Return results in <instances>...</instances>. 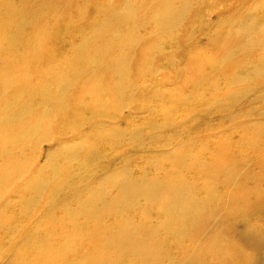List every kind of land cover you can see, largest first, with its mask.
Returning a JSON list of instances; mask_svg holds the SVG:
<instances>
[{
	"label": "rangeland",
	"instance_id": "rangeland-1",
	"mask_svg": "<svg viewBox=\"0 0 264 264\" xmlns=\"http://www.w3.org/2000/svg\"><path fill=\"white\" fill-rule=\"evenodd\" d=\"M22 1L29 4L32 0ZM108 1L113 3L112 5L116 7L118 3L125 4L124 2L126 0ZM100 2L101 0H85L84 2H81L80 7L82 9L86 8L88 14H85L86 16L82 22L81 15L77 13L75 18L72 19V26H80L82 28L81 33H85L88 32V23L104 19L109 12L105 10V4ZM20 3L21 0H0V56H2L0 57V71L4 65H6V67L7 65L10 67H12V65L15 66L8 61L7 57L10 54L9 51L13 50L7 48V46H9L11 41L18 39V36L14 31L8 33L9 27L6 21L12 17V10H21ZM166 3L169 4V6H178L182 3H186V5L189 6V11L182 22L170 30L163 28L161 31L156 19L154 20L153 18H150L152 19V22H148L145 26L135 28L134 31L136 32V35H133L130 47H133L134 54H136L137 58L133 59V63L127 68L126 71L128 76L125 72L113 75V71L118 70L117 67L124 66L122 64L112 65V74L108 72L103 75L102 66L105 64H99V61L96 63L90 61L87 55L97 57L95 47L99 43L96 41V38L97 36H103V34H100L102 33L103 28H99L96 29L95 32L90 31L87 33L88 35H91V38L81 44L82 48L78 50L84 51L86 61L79 62L77 59L73 60L71 57H65L62 64L59 65L60 71H64L68 66L70 67L73 64H81L83 66L79 71V76L66 90L56 93L54 85L46 88L40 85L41 83H39L38 78H33V80L37 82L35 85H39L41 94L43 93L45 98H49V101L43 103H48L55 109L49 113H44L40 107L42 103L39 105L37 103L32 104L31 101L29 107L31 106L32 108V105L34 107L30 112H27L28 115H26L27 113L25 114L26 116H24L25 118L23 119V126L18 125V128H12L14 126L9 124L12 129L6 131V134L1 138L0 151L3 152L2 150L9 147L12 149L13 154L12 152L9 153L10 155L0 152V168L3 169L0 170L4 172L2 174L5 175L3 176L0 173L2 175V178L0 179V230L2 231L4 228L2 232L0 231V260H2L0 263L6 264L5 262L7 259V264H24L21 261L23 258L20 255L27 252L25 255L28 254V258L30 259H25V261L28 262V264H31V262L32 264H38L39 262H42L43 264L46 262V264H49L50 261V264H62L63 261L66 262V259L67 261L68 259L71 260L70 262H72V264L75 263L74 261H79L76 263L82 264L81 262L89 261L90 263H95V261L99 260V262H104L106 264H115L117 260H121L119 254L114 252L118 250H115V246L109 250L106 246L108 244L106 243H112L114 237L115 239L119 238V233L121 231V235L125 234L124 237L126 236V239H123L121 242V245H124L125 243L123 250L127 248L125 246H128V248H135L134 250H128L123 254L128 261H126L127 264L130 262V264H142V261H144L143 264H254L251 260V250L246 243L236 238L238 236L232 232L230 227L234 224H242L248 228L251 227L257 233H264V213H261L258 217L250 214L243 215V210L245 204L248 202L249 196L254 192L256 198H259L257 188H252L249 185L247 176V170H249L248 162L251 164L250 155L259 154V151L257 148L255 150L249 148L247 141L251 136L250 133L247 134V141H245V138H237L239 133L245 135L249 132V127H247L248 124L236 125L231 119L226 118L225 116L226 113H230L228 106L229 99L227 96L229 95L231 88V75L228 74L227 71L232 68V72H236L237 68L249 64L250 61L264 57V0H136V16H138V14L144 15L149 11L148 8L151 9L150 14L158 9H160L161 12H168L170 8H164ZM11 5L12 8L10 10L9 7H11ZM71 8L72 7L70 6V9ZM52 9L56 10H51L49 13L58 17V15L60 16L63 14L65 7L62 9ZM39 18L41 19L38 23L45 20L43 16ZM241 21H247L248 24L240 26ZM256 21L259 22L260 26L253 28L255 31L250 38H254L255 41L247 43V50H245L247 54L245 56H226L223 54V49H219L217 53L210 52V49L215 44L214 41H216V38L222 39V41L218 40L219 42H216L218 46L227 44L231 39H235V44H239V42L241 43L242 40H240L239 37L245 33L250 24H253ZM56 23L57 21L54 20L52 25L43 32L41 38H50L53 33H56ZM38 29L39 27L28 28L26 34H32ZM39 32H41L40 29ZM72 38L73 40L79 41L80 35L76 34ZM30 41L35 40L32 38ZM243 44L244 43L240 45ZM48 46L49 44L47 41L43 44V50L47 49ZM55 46H58V44H55ZM4 47H6L7 50L6 48L3 50ZM33 53L37 52L33 51ZM20 54L21 53H19V55ZM111 55H114V52L108 55L102 54L99 56L101 58H97L98 60H101ZM61 56H63V54ZM47 60H51L49 56H47L44 61ZM55 61L57 64L61 63L58 59ZM202 61L210 62V67H205L201 63ZM236 62L240 65H237ZM148 65H152L153 69L147 70L146 67ZM55 66V64L47 66L43 69V72L50 70L49 74H47L49 76L54 71ZM106 66L109 67V65ZM39 69V64H33V62H30L27 67L28 71L33 72ZM6 76H12L11 69L6 71ZM260 77H264V74L261 72L256 78ZM100 80L107 82V84L111 82L116 85L118 90L119 88L121 89L120 92L122 94L126 95V98L122 96V99L118 100V102L121 101V104L118 107H115L117 99L107 95L111 93L109 90L112 91L113 88L100 90ZM62 81L64 80H54L51 83L59 84ZM235 87L240 89L241 85H235ZM13 90L15 91V89ZM3 94L4 93L0 92V109L3 107V101L5 100V95ZM19 99H21L22 102L19 101ZM24 101L25 99L23 98L14 99V106L13 104L7 105L5 111H17L16 113L18 114H24L21 112L24 109L22 107ZM214 102H217V105L224 107L215 108L209 115H205V109ZM62 105L64 110H61ZM241 105L243 107L245 104L243 103ZM224 108L225 111H223ZM243 108L244 110H247V107ZM3 116L4 114L0 116V123L1 120L5 119ZM109 116H115L116 122H109ZM30 122L32 123L30 124ZM40 122H42V125ZM105 122L106 125H104ZM121 122L123 124H121L120 128L118 125H120ZM260 122L264 123V118L261 119ZM95 124L97 127L93 126ZM99 124L100 127L98 126ZM136 128L139 129L136 133H141V138L144 139L141 143L142 145L135 146L134 142L129 139L131 138V134H125L126 130H131L130 132H133L132 130ZM91 129L97 130L92 131ZM100 129H107L106 131L108 135H111L109 134L110 132L116 131L114 132L115 134L113 133L111 136H108V138H112L113 142L108 140L103 133H100ZM16 131L18 132L16 133ZM42 132L44 135L45 132H47L45 136L48 139L43 136ZM116 133L117 135L120 134V136H117ZM16 134L19 135L17 136ZM82 134L84 136H82ZM121 134L125 135L122 137ZM113 135L115 136V139ZM49 138H52V141ZM46 141L49 144L45 143ZM64 146L67 147L65 148V151ZM46 149L47 152L49 151L51 153L48 152V154ZM71 149H73V151ZM160 150L163 152H159ZM8 151L9 150H5V152ZM66 151H71L73 154L71 155L69 154L70 152L67 153ZM175 151L176 153L172 155ZM247 154L248 156L246 159L245 156ZM69 155L72 156V159ZM178 163L180 164L179 166ZM68 166L71 171L67 170ZM177 166L179 169H176L177 174H173V179L177 178V180H179L178 186L180 189L179 191L176 190V192H173L174 189L172 187L165 188L166 184L163 181H167V175H172V169L177 168ZM108 167L109 169H107ZM131 168L132 170L129 171ZM7 169L10 170L7 171ZM119 170H122L123 172H120ZM102 171L105 173H102ZM125 171H128L129 173L127 174ZM112 172H114L115 175L112 174ZM122 174L125 176H122ZM194 174L197 175L194 176ZM129 175L133 178L131 177L132 179H130ZM6 176L9 177L4 179ZM110 176L111 178L113 176L114 178L116 176L118 178H113V181H110ZM147 176L149 177L148 179ZM26 178H29V180ZM108 178L109 180H107ZM159 178H162L161 181ZM67 179L69 180L68 182ZM80 179H82L80 181L82 185H80ZM116 180L119 182L124 181L122 184H125V181L127 180V185H132L128 188L129 195L121 193L122 190L120 189L122 184L120 186L114 185L118 182ZM188 180L191 181L189 182ZM138 181L141 185L135 183H138ZM156 181L163 182L165 185L161 187H157L156 185H154L155 187L152 186ZM45 182L48 186L44 184ZM106 182H108V184ZM93 183L94 185L96 184L97 187H94ZM256 183L261 187L262 178L257 177ZM37 184H39V186H37ZM78 184L79 186H77ZM105 184H107V186L109 185V188ZM103 185L106 186V188H104ZM30 186H37V188L41 186L37 190L41 189L44 192H37V190L32 187V190H29ZM73 186L75 190L72 189ZM133 187L136 192L138 191V194L136 192L132 193L131 189L134 190ZM152 188L153 190H151ZM154 188H156L158 192L155 191ZM93 189L98 193L99 191L104 190V198L106 201H109V203L112 201V204H110V206L108 202L102 203H104V205L106 203L105 206L108 204L109 206L107 207H109V209L100 204L99 195H96L98 193L92 191ZM60 190L62 193H64V191L67 192L61 194ZM85 190H90L91 192L88 193L89 191H87V195ZM107 190L108 193L111 191L109 197H105L108 195ZM187 190L189 191L187 192ZM195 190L199 191H196L194 194L193 191ZM92 192L95 194H91ZM54 193H57V195ZM148 193L150 194L149 196ZM74 194H77V199L76 196L74 197ZM156 194L157 198L155 199V196L153 195ZM162 194L163 196H161ZM68 195L71 196L70 198L72 200ZM128 196H130V198L127 199ZM165 196L168 197V201L167 199L164 200L167 198ZM174 196H182L187 199L178 202ZM87 197H89V199ZM97 198H99V202L97 201V203L94 204ZM64 199L68 200L64 202ZM82 199L84 200L82 201ZM89 200H92L91 202L93 205H91V202L89 204ZM169 200H171L173 204L172 202L169 203ZM163 201H166L165 204L162 203ZM202 202L204 203L202 204ZM78 204L80 205L78 206ZM83 204H86L87 206ZM161 204H164L165 206L163 207ZM89 205L90 208L88 207ZM96 205L97 207L93 208V206ZM116 205L118 206L116 207ZM132 206L135 208L134 211H131L133 209ZM161 206L163 207L162 210L164 209L162 212L161 209H159ZM111 207H115L116 210L115 208L113 210ZM65 208H67L68 211ZM78 208H80V211H77ZM84 208H87L88 210H84ZM92 209H94V211H92L93 213L89 211ZM153 209L156 211L159 210V212H156ZM175 210L176 212H174ZM113 211L115 213L119 211L120 214L122 213V216L118 214L119 212L116 213V215H118L116 216ZM111 213H113V215ZM157 213L162 215V221L159 217L160 214ZM106 214L107 216L104 218L103 215ZM233 214L237 215L236 219L233 218ZM97 215H100V218H98ZM140 215L143 216L142 219L144 221L142 219L140 221ZM245 217L246 219H244ZM129 218H131V220ZM214 218L217 220L216 225H211L209 222ZM117 219L122 222L124 221V223L118 222ZM126 219L128 221H126ZM132 220L136 221L132 222ZM148 220L150 221V224ZM130 222L135 223L136 225L134 224L133 226ZM11 223L14 224L12 225ZM109 223H111L112 226ZM10 224L12 225V228ZM70 225L72 228H70ZM113 225H115L114 228H111ZM140 225H143L142 228ZM46 226H48L47 228L50 227L51 229H57V233H64V231H66V234L64 233L66 237L64 238L70 240V242H66V239L62 240L63 238L59 236V233L57 236L50 235L52 239L51 243L53 244L49 243V241L46 244H50V246L52 245V249L53 246L56 247L57 250H59L57 247L59 246L60 250L58 253L56 252L53 254L52 251L55 249H50V246L48 245L46 248H49V253H52L53 256L57 254V256H55L57 260L50 259L46 253H44L46 254L45 256L35 255L37 250L36 246L41 244L40 242L38 244L37 240L34 241V238L36 237L35 230H39L40 227L46 229ZM9 227L11 230H9ZM88 227L90 229H87ZM139 228L141 233H139L140 231L138 232ZM160 230L163 234L158 232ZM136 231L139 233V236ZM98 232L101 234L98 235ZM158 233L160 235H158ZM134 235L137 237L135 238ZM29 236L35 237L30 239ZM159 237L161 238L158 239ZM55 238H57L56 241H54ZM107 238L108 240L110 239V242L106 240L107 242L104 243V239ZM130 238H135L137 240L134 241V239L132 242L128 240ZM29 239V245H26L25 242ZM111 239L113 240L111 241ZM57 241L59 244H57ZM62 241L64 245L62 244ZM54 242L56 245H54ZM96 243L98 245H96ZM81 245H83V247ZM99 245L103 248L106 246L108 251L112 252H110L111 255H108V251L105 250L106 248L104 249L105 252L103 248H99ZM40 246H45V243L42 242V245ZM74 246H78L79 248L82 247L80 249L82 252H79L78 247H75V250H73ZM62 247H64V249ZM89 247H91V249ZM46 248L44 247L43 249ZM61 249L65 251H62ZM66 250L69 253H67ZM84 250L86 254L84 253ZM44 252L46 251L44 250ZM62 252L63 254H61ZM74 252H77L78 254L76 255ZM71 253H74L72 254L73 256ZM144 253H146L147 256H144ZM9 254L11 257H9ZM126 254H128V256ZM46 256L49 257V261ZM86 259L88 261H84ZM33 260L35 261L33 262ZM137 260L139 262H137ZM187 260L188 262L186 263L185 261Z\"/></svg>",
	"mask_w": 264,
	"mask_h": 264
},
{
	"label": "bare ground",
	"instance_id": "bare-ground-1",
	"mask_svg": "<svg viewBox=\"0 0 264 264\" xmlns=\"http://www.w3.org/2000/svg\"><path fill=\"white\" fill-rule=\"evenodd\" d=\"M31 1V0H30ZM70 1V0H69ZM69 1L68 0H32L31 1V3H29V4H27L26 2H23L22 0H21V10H12V17L8 20V21H6V23L8 24V33L10 32V31H14V33H17V36H18V39H15V40H13V41H11L10 43H9V46H7V48H10V49H12L13 51H9V55H8V61H9V63H12V64H14L15 66H13L12 65V67H10V66H8L7 65V67H6V65H4L3 67H2V70L0 71V92L1 93H4L3 95H5V100L3 101V107L0 109V116L2 115V114H4V116H3V118H5V119H3V120H1V123H0V145H1V138L3 137V135H5L6 134V131H9V130H11L12 128H15V127H17L18 128V125L19 126H23V123H24V116H26V115H28V113L27 112H30V110L34 107L33 105H32V108H31V106L29 107V103H31V101H32V104H40V103H42L41 104V108H42V110H43V112L44 113H49V112H51L52 110H54L55 108L52 106V105H50V104H48V103H43V102H46V101H49V98H45V96H43V93L41 94V90L39 89V85H35L37 82L35 81V80H33V78H38V81H39V83H41L40 85L41 86H43V87H50V86H55L54 87V89H56V93H59V92H61V91H64V90H66L75 80H76V78L79 76V71L83 68V66L81 65V64H73V65H71L70 67L68 66L64 71H60L59 70V65H61L62 64V62L64 61V58L65 57H71L73 60L74 59H77L79 62H84V61H86V58H85V53H84V51H78L79 49H81L82 47H81V44H83L84 42H86V40L87 39H89V38H91V35H88L87 33L88 32H90V31H94L95 32V30L96 29H99V28H103V30H102V33H100V34H103V36H97V38H96V41L99 43L98 45H96V55H97V57H99L100 55H102V54H106V55H108V54H111V53H113L114 52V55H111V56H109V57H107V58H103V59H101V60H98V58L97 57H95V56H93V55H87L88 57H89V59H90V61H92V62H94V63H96V62H98L99 61V64H105V65H103L102 66V74L103 75H105V74H107L108 72H110L111 74H112V71H111V67H112V65H115V64H122V65H124V66H120V67H117V69L118 70H114L113 71V75H118L119 73L120 74H122L123 72H125V74L127 75V68L128 67H130L131 66V64L133 63V59H135V58H137V56H136V54H134V51H133V47H130V45H131V41H132V37H133V35H136V32L134 31L135 30V28L136 27H140V26H145L146 24H148V22H152V19H150V18H153L154 20L156 19V21H157V23H158V25H159V28H160V30L162 31L163 30V28H165V29H168V30H170V29H172V28H174L176 25H178V24H180L181 22H182V20L184 19V17L186 16V14H187V12L189 11V6L188 5H186V3H182V4H180V5H178V6H169V4H165V6H164V8H170V10L168 11V12H161L160 11V9H158L157 11H155V12H153L152 14H150V11H151V9L150 8H148V10L149 11H147L144 15L143 14H138V16H136V0H126L124 3L125 4H123V3H118L117 5H119V6H117L116 5V7H114L112 4L113 3H111L110 1H108V0H101V2H102V4H105V10L106 11H108L109 13H108V15L104 18V19H99V20H96V21H93L92 23H88V27H87V29H88V32H85V33H81L82 32V28L79 26V27H73L72 26V19L73 18H75V15H77V13L78 14H80L81 15V21L84 19V17L88 14V10H86V8H81L80 7V4H81V2H84L85 0H71L70 1V3H69ZM100 1V0H99ZM100 2V3H101ZM97 3H98V1H97ZM96 3V4H97ZM99 4V3H98ZM70 6L72 7L71 9H70ZM95 6V5H94ZM9 7V6H8ZM65 7V9H64V12H63V14H61L60 16L58 15V17H56V16H53L52 14H50L49 12L51 11V10H56V9H52V8H60V9H62V8H64ZM11 8H12V5H11V7H9V9L11 10ZM163 11V10H162ZM1 12H2V10H1ZM4 13V12H3ZM86 14V15H85ZM0 15H1V13H0ZM6 16V15H5ZM4 16V17H5ZM8 16V15H7ZM41 16H43L44 18H45V20L43 21V22H40V23H38L39 21H40V19L41 18H39V17H41ZM142 16H143V18H142ZM2 17H3V15H2ZM245 17H246V15H245ZM58 18V19H57ZM3 19V18H2ZM146 19V20H145ZM54 20H56L57 21V23H56V25L55 26H57V28H56V30H57V32L56 33H53V35H51V37L50 38H41L42 37V35H43V32H45L46 31V29L50 26V25H52V22L54 21ZM4 21V20H3ZM83 22V21H82ZM1 23H2V21H1ZM4 23V22H3ZM81 23V22H80ZM246 24H248V22L247 21H241L240 22V26H245ZM85 25V24H84ZM91 26V27H90ZM256 26H260V24H259V22L258 21H256L255 23H253V24H250L249 25V28L245 31V33L241 36V37H239L240 38V40H242V42L240 43L239 42V44L237 43V44H235V39H231V40H229L228 42H227V44H225V45H223V46H218L217 44H216V42H219L218 40H220V41H222V39H220V38H216V41H214V45H213V47L210 49V52L211 53H213V52H218L219 51V49H223L224 50V52H223V54L224 55H229V56H236V57H243V56H245L247 53H246V51L245 50H247L246 48H247V43L248 42H250V41H252V42H254L255 41V39L254 38H250L251 37V35L252 34H254V31H255V29H253V28H256ZM32 27H39V29H40V31L41 32H39V29L36 31V32H34V33H32V34H29V35H27L26 34V32H27V29L28 28H32ZM90 27V28H89ZM13 28V29H12ZM96 33H98V32H96ZM76 34H78V35H80V40L79 41H77V40H73V36L74 35H76ZM54 36V37H53ZM2 37H3V35H2ZM1 37V38H2ZM55 37H56V39H55ZM92 37H93V35H92ZM32 38H34V40L35 41H30ZM79 38V37H78ZM4 39V38H3ZM48 41V44H49V46L47 47V49H44L43 50V44L45 43V42H47ZM21 43H24V44H21ZM242 43H244L243 45H240V44H242ZM55 44H58V46H55ZM4 45V44H3ZM20 45H22V46H20ZM64 45H66V46H64ZM116 47V48H115ZM5 48L6 47H4L3 48V50H5ZM7 48H6V50H7ZM115 50V51H114ZM33 51L34 52H37V53H33ZM19 53H21L20 55H19ZM78 53V54H77ZM1 54V53H0ZM3 54V53H2ZM63 54V56H61ZM49 56L50 57V59L51 60H47V61H44L45 60V58L47 57V56ZM0 57H2V56H0ZM99 58H101V57H99ZM56 59H58L61 63H59V64H57L56 63ZM240 59V58H239ZM238 59V60H239ZM35 60V61H34ZM37 61V62H36ZM30 62H33V64L34 63H36V64H39V66H40V69L39 70H35L34 72L33 71H28L27 70V67H28V65L30 64ZM239 62V61H238ZM238 62H236V64L237 65H240V64H238ZM205 67H210V65H211V63L210 62H206V61H202L201 62ZM52 64H55L56 66L54 67V71L48 76L47 74H49V71L50 70H48L47 72H43V69L45 68V67H47V66H51ZM106 65H109V67L108 66H106ZM237 65H236V67H237ZM9 69H11V75L12 76H6V71L7 70H9ZM146 69L147 70H152L153 69V66L152 65H148L147 67H146ZM232 68H230L228 71H227V73L228 74H230L231 75V77H230V81H231V88H230V93H229V95L227 96V98L229 99V103H228V106H229V110H230V113H226V118H229V119H231L232 121H233V123L234 124H236V125H241V124H248V126L247 127H249V132H247L245 135H243L242 133H239V136L237 137L238 139H243V138H245V141H247V139H248V137H247V134H251V136L249 137V140L247 141V144H248V146H249V148H251L252 150L254 149H256L257 148V150L259 151V154H253V155H250V161H251V164H249V162H248V168H249V170H247V176H248V181H249V185L252 187V188H257V190H258V193H259V198L257 199L256 198V195H255V193L253 192V194H251L250 196H249V199H248V202H247V204H245V208H244V210H243V215L245 216V214H250V215H252V216H259L261 213H264V181H263V178H264V123L263 122H260V120L261 119H263L264 118V77L263 78H256L257 76H258V74L261 72V73H263L264 74V57H261V58H259L258 60H252V61H250L249 62V64H247V65H243V66H241V67H239V68H237V71L236 72H232ZM128 76V75H127ZM254 78H256V79H254ZM54 80H64V81H62V82H60L59 84H52L51 82L52 81H54ZM90 82V81H89ZM92 82H94V81H92ZM246 82V83H245ZM77 83V82H76ZM244 83H245V86H244ZM235 85H241V88L239 89L238 87H235ZM33 88H36V89H33ZM111 88H113V90L111 91V90H109V92H111L110 94H107V95H109V96H111V97H113V98H116L117 99V101H116V104H115V107H118L120 104H121V101H119L118 102V100H121L122 99V96L123 97H125L126 98V95L125 94H122L121 92H120V88H119V90L116 88V85H114V84H112L111 82H109L108 84H107V82H105V81H103V80H100L99 81V89L100 90H104V89H111ZM13 89H15V91L13 90ZM124 92H126V91H124ZM18 98H23V99H25V101H24V104H23V110L21 111V112H23L24 114H18V113H16L17 111H10V112H7V111H5V108L7 107V105H12L13 104V106H14V99H18ZM19 101H21V99H19ZM22 102V101H21ZM20 102V103H21ZM64 102V101H63ZM245 104L243 107H247V110H244V108L242 107V105L241 104ZM64 104H66V103H64ZM28 107V108H27ZM222 107H224V106H222ZM221 106H219V105H217V102H214V103H212L207 109H205V112H204V114L205 115H209L210 114V112L212 111V110H214L215 108H222ZM17 108H19V107H17ZM9 109V108H8ZM61 110H64L63 109V105H62V107H61ZM223 111H225V108L223 109ZM32 112H33V110H32ZM77 112V111H76ZM27 113V114H26ZM15 114V115H14ZM26 114V115H25ZM29 115H30V113H29ZM45 115V114H44ZM29 117V116H28ZM46 118V117H45ZM108 118H110L108 121L109 122H111V123H113V122H116V117L115 116H109ZM43 119H44V117H43ZM106 120V119H105ZM94 121V120H93ZM103 121H104V119H103ZM124 121V120H123ZM101 122H102V120H101ZM26 123H27V121H26ZM32 122H30V124H31ZM42 122H40V124H41ZM97 123V122H96ZM9 124H12L14 127H12V128H10V126H9ZM121 124H123L122 122L120 123V125H118L120 128H121ZM11 125V126H12ZM42 125V124H41ZM40 125V126H41ZM104 125H106V122H105V124ZM103 125V126H104ZM108 125V124H107ZM110 125H112V124H110ZM93 126H96V124L95 125H93ZM99 127H100V124L98 125ZM115 126V125H114ZM88 127H90V126H88ZM87 127V128H88ZM97 127V126H96ZM98 127V128H99ZM110 127V126H109ZM123 127V126H122ZM45 128V127H44ZM90 129V128H89ZM104 129V128H103ZM137 129V128H136ZM134 129V130H132L133 132H130L131 130H126L125 132V134H128V135H130L131 134V138H129V139H131L133 142H134V144H135V146L136 145H140L143 141H144V139L143 138H141V133H136V131H139V129ZM38 130V129H37ZM92 130V129H91ZM97 130V129H96ZM96 130H92V131H96ZM99 130V129H98ZM101 130V129H100ZM107 130V129H106ZM106 130H101L100 131V133H103L104 134V136L108 139V140H110V141H112V138H108V136H111L114 132H116V131H113V132H110L109 134H111V135H108V133H107V131ZM122 130V129H121ZM14 131V130H13ZM47 131V130H46ZM88 131V130H87ZM18 131H16V133H17ZM19 132H20V127H19ZM84 132V131H83ZM82 132V133H83ZM120 132V131H119ZM141 132V131H140ZM14 133V132H13ZM46 133L47 132H45V135H46ZM89 133V132H88ZM118 133V132H117ZM117 133H116V135H117ZM121 133V132H120ZM39 134V133H38ZM42 134H43V132H42ZM115 134V133H114ZM123 134V133H122ZM121 134V136L123 137L124 135H122ZM17 135V134H16ZM19 135V134H18ZM17 135V136H18ZM44 134H43V136L44 137H46ZM86 135H88V134H86ZM85 135V136H86ZM127 135V136H128ZM16 136V137H17ZM31 136V135H30ZM82 136H84L83 134H82ZM114 136V135H113ZM117 136H120V134L119 135H117ZM116 136V137H117ZM232 136V135H231ZM47 138V137H46ZM119 138V137H118ZM125 138V137H124ZM257 138H258V142H257ZM13 139V138H12ZM30 139V138H29ZM45 139V138H44ZM48 139V138H47ZM50 140L52 139V138H49ZM114 139H115V136H114ZM123 139V138H122ZM13 140H15V139H13ZM17 140V139H16ZM20 140V139H19ZM69 140H71V139H69ZM121 140V139H120ZM21 141V140H20ZM41 141H42V139H41ZM47 141H49V140H47ZM45 142V143H48V142ZM52 141V140H51ZM43 142V141H42ZM50 142V141H49ZM66 142V141H65ZM113 142V141H112ZM118 142V141H117ZM140 142V143H139ZM51 143V142H50ZM119 143H120V141H119ZM118 143V144H119ZM49 144V143H48ZM52 144V143H51ZM116 144V143H115ZM256 144H257V146H256ZM120 145V144H119ZM142 145V144H141ZM46 146V145H45ZM57 147V146H56ZM55 147V148H56ZM183 147V146H182ZM65 148H67L66 146H64V151L66 150ZM232 148V147H231ZM42 149V148H41ZM47 149H48V147H47ZM47 149H46V152H47ZM5 150H9L8 152H5ZM5 150H2L4 153H6V154H9V153H11L12 152V149H10L9 147H7V149H5ZM14 150V149H13ZM56 150V149H55ZM68 150H69V148H68ZM72 151H73V149H71ZM75 150V149H74ZM256 150V151H257ZM53 151V150H52ZM1 152V151H0ZM3 152H1V153H3ZM49 152V151H48ZM47 152V153H48ZM56 152V151H55ZM67 152V151H66ZM68 152H70L69 154H73L71 151H68ZM67 152V153H68ZM159 152H163L162 150H160ZM0 153V154H1ZM19 153H21V152H19ZM41 153H42V151H41ZM44 153H45V151H44ZM49 153H51V152H49ZM48 153V154H49ZM53 153V152H52ZM176 153V151L175 152H173L172 153V155L173 154H175ZM12 154H13V152H12ZM23 154L25 155V153L23 152ZM27 154V153H26ZM47 154V155H48ZM178 154H181V153H178ZM178 154H176V155H178ZM10 155V154H9ZM22 155V154H21ZM42 155H43V153H42ZM45 155V154H44ZM77 155V154H76ZM70 156V155H69ZM175 156V155H174ZM247 156H248V154L245 156V158L247 159ZM71 157V159H72V156H70ZM69 157V158H70ZM68 158V159H69ZM73 158H74V156H73ZM13 159V158H12ZM15 159V158H14ZM71 159H70V161H71ZM74 160V159H73ZM1 161V160H0ZM85 161V160H84ZM83 161V162H84ZM87 161H88V159H87ZM72 162V161H71ZM71 162H70V164H71ZM90 162V161H89ZM68 163H69V161H68ZM88 163V162H87ZM10 164V163H9ZM83 164H85V163H83ZM82 164V165H83ZM58 165V164H57ZM69 165V164H68ZM180 164L178 163V166H179ZM60 166V165H59ZM58 166V167H59ZM118 166V165H117ZM128 166V165H127ZM126 166V167H127ZM177 166V168H173L172 169V175H167V177H168V179H167V181H163V182H165V184H166V189H167V187H172L174 190H173V192H176V190H178L179 191V189H180V187L178 186V181L179 180H177V178L176 179H173V174L175 175V174H177V171H176V169H179V167ZM17 167V166H16ZM84 167V166H83ZM115 167H116V165H115ZM129 167H130V165H129ZM9 168V167H8ZM61 168V167H60ZM66 168V167H65ZM81 168V167H80ZM113 168V167H112ZM111 168V169H112ZM133 168V167H132ZM132 168L131 169H129V171H131L132 170ZM0 169H2V168H0ZM57 169V168H56ZM59 169V168H58ZM62 169H64V168H62ZM72 169V168H71ZM107 169H109V167L107 168ZM127 169V168H126ZM134 169V168H133ZM3 170V169H2ZM8 170H10V169H7V171ZM68 171L70 170L69 169V166H68V169H67ZM73 170V169H72ZM71 171V170H70ZM120 171V170H119ZM119 171H118V175H119ZM123 171H124V169H123ZM122 170L120 171V172H123ZM183 171V170H182ZM73 172V171H72ZM76 172H78V171H76ZM115 172V171H114ZM114 172H112V174H114ZM125 172H127V174L129 173L128 171H125ZM0 173L2 174V173H4V172H2L1 170H0ZM79 173V172H78ZM102 173H105L104 171H102ZM133 173V172H132ZM190 173V172H189ZM0 174V179L2 178V175L3 176H5L4 174H2L1 175ZM6 174V173H5ZM7 174H8V172H7ZM6 174V175H7ZM77 174V173H76ZM116 174H117V172H116ZM126 174V175H127ZM75 175V174H74ZM85 175V174H84ZM100 175V174H99ZM115 175V174H114ZM124 174H122V176H123ZM131 175V174H130ZM129 175V176H130ZM195 175H197V174H194V176ZM10 176V175H9ZM9 176H6V177H4V179L5 178H7V177H9ZM77 176V175H76ZM89 176V175H88ZM93 176H94V174H93ZM92 176V177H93ZM95 176H96V174H95ZM125 176V175H124ZM128 176V175H127ZM182 176V175H181ZM75 177V176H74ZM117 177V176H116ZM115 177V178H116ZM132 176H130V179H132L131 178ZM158 177H160V176H158ZM158 177H156V178H158ZM184 177H186V176H184ZM257 177H260V178H262V185H261V187L259 186V185H257V183H256V178ZM70 178H71V176H70ZM100 178H102V177H100ZM110 178H111V176H110ZM114 178V176L111 178V180L110 181H113L112 179ZM114 178V179H115ZM118 178V177H117ZM149 177L147 176V179H148ZM182 178V177H181ZM187 178V177H186ZM186 178H185V180H186ZM26 179H28L29 180V178H26ZM90 179V178H89ZM123 179H125V178H123ZM160 179V178H159ZM162 179V178H161ZM161 179H160V181H161ZM189 179V178H188ZM27 180V181H28ZM34 180V179H33ZM82 179H80L79 180V182L81 181ZM85 180H86V178H85ZM107 180H109V178L107 179ZM106 180V181H107ZM119 180V179H118ZM118 180H116V181H118ZM128 180V179H127ZM126 180V181H127ZM143 180H145V179H143ZM150 180V179H149ZM158 180V179H157ZM194 180V179H193ZM197 180H199V179H197ZM43 181V180H42ZM41 181V182H42ZM69 180L67 179V182H68ZM92 181H94V180H92ZM91 181V182H92ZM98 181H99V179H98ZM110 181H108V182H110ZM115 181V182H116ZM125 181V184H122V182H124V181H122V182H117V183H115L114 185H118V186H120L121 184H122V187H121V189L120 190H122L121 191V193L122 194H126V195H129L130 193L128 192V188H130V186H132V185H130V186H128L127 184V182ZM159 181V180H158ZM189 181V180H188ZM191 181V180H190ZM189 181V182H190ZM195 181V180H194ZM38 182V181H37ZM36 182V183H37ZM61 182V181H60ZM59 182V183H60ZM85 182H87V181H85ZM97 182V181H96ZM101 182V181H100ZM102 182H104V181H102ZM108 182H106L107 184H108ZM163 182H157L156 181V183H153L152 184V186H154V185H156L157 187L158 186H164L165 184H163ZM199 182V181H198ZM198 182H196V183H198ZM61 183H63V182H61ZM90 183V182H89ZM131 183V182H130ZM137 185L138 184H140V182L138 181V183L137 182H135ZM134 183V184H135ZM183 183V182H182ZM27 184V183H26ZM35 184V183H34ZM44 184H46L47 185V183L45 182ZM58 184V183H57ZM107 184H105L106 186H107ZM111 184V183H110ZM161 184V185H160ZM189 184H191V183H189ZM200 184V183H199ZM198 184V185H199ZM36 185V184H35ZM41 185H43V184H41ZM50 185V184H49ZM80 185H82V183L80 182ZM85 185V184H84ZM87 185V184H86ZM141 185V184H140ZM37 186H39V184H37ZM37 186L36 187H32V186H30V189L29 190H32L31 189V187L34 189L35 188V190H37V189H39L40 187H38L37 188ZM48 186V185H47ZM77 186H79V184L77 185ZM93 186L94 187H97V185L95 184L94 185V183H93ZM92 186V187H93ZM104 186V185H103ZM102 186V187H103ZM106 186H104V188H106ZM142 186H144V185H142ZM45 187V186H44ZM58 187H60V186H58ZM76 187V186H75ZM88 187V186H87ZM101 187V186H100ZM108 188H109V185L107 186ZM112 187V186H111ZM110 187V188H111ZM116 187V186H115ZM136 187V186H135ZM139 187V186H138ZM155 187V186H154ZM184 187V186H183ZM182 187V188H183ZM78 188V187H77ZM151 188V187H150ZM149 188V189H150ZM187 188V187H186ZM43 189H46V188H43ZM57 189V188H56ZM72 189H74L75 190V188H74V186L72 187ZM81 189V188H80ZM90 189H92V188H90ZM98 189H99V187H98ZM118 189V188H117ZM127 189V190H126ZM133 189H134V187H133ZM155 189V191H157L156 190V188H154ZM200 189V188H199ZM34 190V191H35ZM59 190V189H58ZM100 190H101V188H100ZM114 190V189H113ZM120 190H118V191H120ZM140 190V189H139ZM143 190V189H142ZM151 190H153V188L151 189ZM170 190V189H169ZM184 190V189H183ZM44 192V191H42L41 189L40 190H37V192ZM53 191V190H52ZM86 191V190H85ZM87 191H89L88 193H90L91 191L90 190H87ZM87 191H86V194L88 195V193H87ZM92 191H94V189L92 190ZM110 191V190H109ZM131 191H132V193L133 192H136L135 191V189L134 190H132L131 189ZM144 191V190H143ZM161 191V190H160ZM189 190H187V192H188ZM196 191H199V190H195V191H193L194 192V194L196 193ZM29 192H31V191H29ZM36 192V191H35ZM40 192V193H41ZM54 192V191H53ZM59 192V191H58ZM60 192H61V190H60ZM59 192V193H60ZM67 192V191H66ZM65 191H64V193H66ZM94 192H97V191H94ZM94 192H92L91 194H93ZM138 192V191H137ZM136 192V193H137ZM140 192V191H139ZM152 192H154V191H152ZM158 192V191H157ZM183 192V191H182ZM186 192V193H187ZM191 192H192V190H191ZM64 193H62L61 192V194H64ZM82 193H84V192H82ZM98 193V192H97ZM107 193H108V190H107ZM110 193H111V191H110ZM110 193H108V195L107 196H105V197H109L110 195ZM118 193V192H117ZM143 193V192H142ZM146 193V192H145ZM144 193V194H145ZM149 193H150V191H149ZM148 193V196L150 195ZM166 193H167V191H166ZM172 193V192H171ZM22 194V193H21ZM20 194V195H21ZM54 194H56L57 195V193H54ZM71 194H72V192H71ZM95 194V193H94ZM93 194V195H94ZM105 194H106V192H105ZM138 194V193H137ZM147 194V193H146ZM158 194V193H157ZM157 194L156 195H153V196H155V199L157 198L156 196H157ZM160 194V193H159ZM180 194V193H179ZM183 194V193H182ZM202 194H203V192H202ZM56 195H53V196H56ZM79 195H80V193H79ZM78 195V196H79ZM82 195V194H81ZM90 195V194H89ZM96 195H99V198H100V204L102 205V206H105L106 205V203L108 202L109 203V201H106V199L104 198V190L103 191H99V193L98 194H96ZM125 195V196H126ZM164 195H165V193H164ZM200 195V194H199ZM11 196H13V195H11ZM23 196V195H22ZM69 196V195H68ZM73 196V195H72ZM76 196V199H77V194L75 195L74 194V197ZM83 196H85V195H83ZM124 196V195H123ZM139 196V195H138ZM144 196V195H143ZM161 196H163V194L161 195ZM167 196H168V193H167ZM167 196H165V197H167ZM185 196V195H184ZM198 196V195H197ZM4 197H5V195H4ZM4 197H2V198H4ZM71 196H69V198H70ZM74 197H72V198H74ZM90 197V196H89ZM89 197H87L88 199H89ZM95 197V196H94ZM112 197H114V196H112ZM111 197V198H112ZM160 197V196H159ZM175 198H176V201H185L186 199H185V197H182V196H180V197H176V196H174ZM190 197V196H189ZM194 197V196H193ZM199 197V196H198ZM197 197V198H198ZM207 197V196H206ZM86 198V197H85ZM99 198H97V200H95V202H94V204H96L97 203V201H98V199ZM123 198V197H122ZM124 198H126V197H124ZM128 198H130V196H128L127 197V199ZM147 198V197H146ZM163 198V197H162ZM171 198V197H170ZM208 198V197H207ZM220 198V197H219ZM71 199V198H70ZM87 199V200H88ZM92 199V198H91ZM93 199H95V198H93ZM114 199V198H113ZM126 199V200H127ZM133 199V198H132ZM141 199V198H140ZM139 199V200H140ZM167 199V201H168V197L167 198H165L164 200H166ZM172 199H173V197H172ZM12 200V199H11ZM39 200H40V198H39ZM58 200H59V198H58ZM68 200V199H67ZM67 200H65L64 199V202H66ZM72 200V199H71ZM84 199H82V201H83ZM86 200V199H85ZM104 200V201H103ZM115 200V199H114ZM113 200V201H114ZM125 200V199H124ZM146 200V199H145ZM160 200H162V199H160ZM27 201H31V200H27ZM53 201H54V199H53ZM76 201V200H75ZM78 201V200H77ZM80 201V200H79ZM92 200H89L88 202H89V204H90V202H91ZM94 201V200H93ZM98 201V202H99ZM146 201H148V200H146ZM170 202L169 203H171L172 201L171 200H169ZM81 202V201H80ZM87 202V201H86ZM87 202V203H88ZM102 202H106L105 203V205H104V203H102ZM149 202V201H148ZM154 202H156V201H154ZM157 202H158V199H157ZM156 202V203H157ZM165 202L166 201H163L162 203H164L165 204ZM201 202V201H200ZM199 202V203H200ZM59 203H61V202H59ZM79 203V202H78ZM86 203V204H87ZM92 203V202H91ZM151 203V202H150ZM176 203V202H175ZM191 203V202H190ZM204 202H202V204H203ZM55 204H56V202H55ZM63 204V203H62ZM67 204V203H66ZM86 204H83V205H85V206H87ZM100 204H98V205H100ZM110 204H112V201L109 203V205ZM159 204V203H158ZM164 204H161L163 207L165 206ZM172 204H173V202H172ZM80 204H78V206H79ZM91 205H93V203L91 204ZM108 204H107V206H109ZM114 205V204H113ZM129 205V204H128ZM138 205V204H137ZM216 205V204H215ZM219 205V204H218ZM57 206V205H56ZM64 206V205H63ZM77 206V207H78ZM81 206H82V203H81ZM81 206H80V208H81ZM85 206H83V207H85ZM107 206H105V208H108L109 209V207H107ZM111 206V205H110ZM118 205H116V207H117ZM135 206H136V204H135ZM150 206V205H149ZM160 207L159 209H161V212L164 210H162V208L163 207ZM76 207V206H75ZM89 208H90V205L88 206ZM92 207V206H91ZM94 207H97V205L96 206H93V208ZM120 207V206H119ZM131 207V206H130ZM133 207V206H132ZM148 207V206H147ZM152 207V206H151ZM157 207H158V205H157ZM169 207V206H168ZM176 207V206H175ZM210 207V206H209ZM80 208H78L77 209V211L79 210L80 211ZM111 208H113V207H111ZM115 208V207H114ZM114 208H113V210H114ZM121 208V207H120ZM119 208V209H120ZM125 208V207H124ZM149 208V207H148ZM147 208V209H148ZM153 208H154V206H153ZM177 208V207H176ZM179 208V207H178ZM65 209H67V208H65ZM88 210L87 208H84V210ZM96 209V208H95ZM100 209V208H99ZM98 209V210H99ZM130 209V208H129ZM132 209V208H131ZM134 207H133V209L131 210V211H134ZM222 209V208H221ZM76 210V209H75ZM101 210H102V208H101ZM107 210V209H106ZM115 210H116V208H115ZM118 210V209H117ZM125 210V209H124ZM149 210V209H148ZM154 210V209H153ZM152 210V211H153ZM171 210V209H170ZM177 210V209H176ZM176 210L174 211V212H176ZM53 211V210H52ZM52 211H51V213H52ZM67 211H68V209H67ZM89 211H94V209H92V210H89ZM96 211V210H95ZM105 211V210H104ZM110 211V210H109ZM121 211V210H120ZM154 211H156V210H154ZM224 211V210H223ZM106 212V211H105ZM112 212V211H111ZM114 212V211H113ZM117 212H119V211H117ZM116 212V213H117ZM156 212H159V210L158 211H156ZM155 212V213H156ZM168 212V211H167ZM171 212V211H170ZM79 213V212H78ZM77 213V214H78ZM88 213V212H87ZM93 213V212H92ZM108 213H110V212H108ZM115 213V212H114ZM116 213H115V215H116ZM124 213V212H123ZM144 213H146V212H144ZM153 213V212H152ZM179 213V212H178ZM76 214V215H77ZM112 215H113V213H111ZM118 214H120V212L118 213ZM128 214V213H127ZM148 214V213H147ZM146 214V215H147ZM151 214V213H150ZM157 214H160V213H157ZM207 214V213H206ZM220 214V213H219ZM78 215H80V214H78ZM83 215V214H82ZM121 216H122V213L120 214ZM119 215V216H120ZM154 215V214H153ZM226 215V214H225ZM81 216V215H80ZM84 216V215H83ZM83 216H82V218H83ZM98 216V215H97ZM107 216V214L106 215H103V217L105 218ZM109 216V215H108ZM111 216V215H110ZM116 216H118V215H116ZM120 216V217H121ZM128 216V215H127ZM141 216V215H140ZM161 214H160V220H161ZM239 216V215H238ZM89 217V216H88ZM87 217V218H88ZM93 217V216H92ZM112 217V216H111ZM129 217V216H128ZM127 217V218H128ZM142 217L143 216H141V218H140V221H141V219H142ZM145 217V216H144ZM152 217V216H151ZM168 217V216H167ZM166 217V218H167ZM219 217H220V215H219ZM236 217H237V215L236 214H233V218L234 219H236ZM75 218V217H74ZM98 218H100V215L98 216ZM109 218V217H108ZM117 218V217H116ZM133 218V217H132ZM146 218H147V216H146ZM175 218V217H174ZM119 219V218H118ZM117 219V220H118ZM123 219V218H122ZM130 220H131V218H129ZM162 219H163V217H162ZM170 219V218H169ZM228 219H230V218H228ZM244 219H246V217L244 218ZM76 220V219H75ZM90 220V219H89ZM96 220H97V218H96ZM116 220V221H117ZM143 220V219H142ZM92 221V220H91ZM91 221H90V224H91ZM94 221V220H93ZM100 221V220H99ZM126 221H128L127 219H126ZM136 220H132V222H135ZM137 221H138V219H137ZM144 221V220H143ZM149 221V220H148ZM159 221V220H158ZM162 221V220H161ZM216 219L214 218V219H212L209 223L211 224V225H216ZM14 222V221H13ZM74 222V221H73ZM118 222H122V221H119L118 220ZM70 223V222H69ZM116 223V222H115ZM122 223H124V221L122 222ZM131 223V222H130ZM139 223V222H138ZM145 223V222H144ZM12 224V223H11ZM10 224V225H11ZM14 224V223H13ZM12 224V225H13ZM88 224H89V222H88ZM109 224H111V223H109ZM112 224H113V222H112ZM112 224H111V226H112ZM117 224V223H116ZM131 224H133V226H134V224L135 223H131ZM130 224V225H131ZM149 224H150V221H149ZM12 225H11V228H12ZM78 225H80V224H78ZM97 225V224H96ZM121 225V224H120ZM128 225H129V222H128ZM136 225V224H135ZM137 225H139V224H137ZM174 225V224H173ZM178 225V224H177ZM5 226V225H4ZM68 226V225H67ZM66 226V227H67ZM83 226H84V222H83ZM85 226H86V224H85ZM89 226H91V225H89ZM110 226V225H109ZM114 226L115 225H113V227H111V228H114ZM119 226V225H118ZM124 226V225H123ZM122 226V227H123ZM143 226V225H142ZM142 226L140 225V227L142 228ZM144 226H145V224H144ZM147 226V225H146ZM149 226V225H148ZM160 226V225H159ZM48 226H46V229H44V228H41L40 227V229L39 230H41V231H39L38 229H36L35 231H36V233H35V236H29L30 237V239H33L32 237H35L34 238V241L35 240H37L38 241V244H39V242L41 243V244H39V246H36V248H37V250H36V252H35V255L36 256H41V255H46V254H48V256L50 257V259H55V260H57V258L55 257V256H57V254L55 255V256H53V254L54 253H58L59 252V250H60V247L59 246H57L58 248H59V250H57V248L56 247H54L53 246V249H55L54 251H52V253H49V248H46V246L48 245V246H50V244H46V243H48V241H49V243H51V241H52V239H51V236L50 235H55V236H57L58 235V233H57V229L55 230V229H51L50 227L49 228H47ZM65 227V226H64ZM82 227V226H81ZM94 227V226H93ZM105 227V226H104ZM108 227V226H107ZM165 227V226H164ZM179 227V226H178ZM3 228V227H2ZM70 228H72L71 227V225H70ZM78 228V227H77ZM83 228V227H82ZM85 228V227H84ZM102 228V227H101ZM132 228V227H131ZM131 228H130V230H131ZM143 228H145V227H143ZM153 228V227H152ZM159 228V227H158ZM231 230H232V232L233 233H235V235H237L238 237H236L238 240H240V241H242V242H244V243H246L247 244V246L249 247V249L251 250V252H252V263H254V264H264V233L263 234H261V233H257L255 230H253L251 227H247V226H244V225H239V224H234V225H231ZM7 229V228H6ZM66 229V228H65ZM67 229H68V227H67ZM87 229H90L89 227L87 228ZM108 229V228H107ZM132 229H134V228H132ZM137 229V228H136ZM211 229V228H210ZM3 230H4V228H3ZM2 230V231H3ZM9 230H11L10 229V227H9ZM13 230V229H12ZM69 230V229H68ZM73 230V229H72ZM77 230V229H76ZM83 230V229H82ZM92 230V229H91ZM146 230V229H145ZM158 230V229H157ZM1 231V230H0ZM1 231V232H2ZM93 231H94V229H93ZM107 231V230H106ZM106 231H105V233H106ZM140 231V232H139ZM144 231V230H143ZM66 231H64V233H65ZM68 232V231H67ZM113 232V231H112ZM111 232V233H112ZM114 232H115V230H114ZM113 232V233H114ZM130 232V231H129ZM138 232L139 233H141V230H140V228H139V230H138ZM145 232V231H144ZM156 232V231H155ZM158 232H161V230L160 231H158ZM173 232V231H172ZM64 233H59V236L61 237V238H63L62 240H65L66 238H64V237H66L65 236V234ZM83 233V232H82ZM110 233V234H111ZM136 233H137V231H136ZM139 233H137L138 234V236H139ZM153 233V232H152ZM162 233V232H161ZM72 234V233H71ZM70 234V235H71ZM76 234V233H75ZM92 234V233H91ZM99 234H101V233H99L98 232V235ZM107 234V233H106ZM135 234V233H134ZM163 234V233H162ZM169 234V233H168ZM178 234V233H177ZM74 235V234H73ZM82 235V234H81ZM95 235V234H94ZM105 235V234H104ZM111 235H113V234H111ZM124 235L125 234H122L121 235V231H120V233H119V238H117V239H115V237H114V241L111 243L110 242V239L108 240V238L107 239H104L105 240V242L104 243H106L107 241L108 242H110V243H106V244H108V245H106L107 247H108V249L109 250H111L110 248H113L114 246H115V250H118V251H114V252H116V253H118L119 254V257H120V259L121 260H117V262L115 263V264H127L126 263V261H127V259L124 257V253L125 252H127L128 250L129 251H132V249L134 250L135 248H128V246H125V247H127L126 249H124L123 250V246L125 245V243H124V245L122 244L121 245V242H122V240L123 239H126L125 237H124ZM158 235H160L159 233H158ZM157 235V236H158ZM76 236V235H75ZM105 236H107V235H105ZM109 236V235H108ZM130 236V235H129ZM128 236V237H129ZM132 236V235H131ZM144 236H147V235H144ZM178 236V235H177ZM206 236V235H205ZM231 236V235H230ZM67 237H69V236H67ZM72 237H74V236H72ZM77 237V236H76ZM113 237V236H112ZM134 237H135V235H134ZM137 237V236H136ZM135 237V238H136ZM154 237V236H153ZM169 237H171V236H169ZM169 237H168V241H169ZM28 238V237H27ZM61 238H60V240H61ZM106 238V237H105ZM135 238H130V239H128L129 241H132L133 242V240L135 239ZM155 238V237H154ZM161 237H159L158 239H160ZM203 238H204V236H203ZM223 238V237H222ZM30 239L29 240H27L26 242H25V244L26 245H29L28 244V242L30 241ZM54 239V238H53ZM56 239L57 238H55V240L54 241H56ZM68 239V238H67ZM66 239V242L67 241H69L70 242V240H67ZM76 239V238H75ZM79 239H80V237H79ZM91 239V238H90ZM140 239H143V238H140ZM150 239V238H149ZM107 240V241H106ZM113 239H111V241H112ZM137 239H135L134 241H136ZM186 240H188V239H186ZM36 241V242H37ZM79 241V240H78ZM82 241V240H81ZM90 241V240H89ZM165 241H166V239H165ZM183 241V240H182ZM185 241V240H184ZM201 241V240H200ZM231 241V240H230ZM42 242L43 243H45V246H40V245H42ZM58 242V241H57ZM65 242V241H64ZM74 242V241H73ZM91 242V241H90ZM94 242V241H93ZM139 242V241H138ZM161 242V241H160ZM75 243V242H74ZM78 243H80V242H78ZM81 243H83V242H81ZM98 243V242H97ZM96 243V245H98ZM131 243V242H130ZM147 243V242H146ZM200 243V242H199ZM51 244H53V243H51ZM57 244H59V242L57 243ZM62 244H63V241H62ZM68 244V243H67ZM94 244H95V242H94ZM100 244V243H99ZM102 244V243H101ZM21 245V244H20ZM34 245V244H33ZM54 245H56L55 244V242H54ZM64 245V244H63ZM78 245V244H77ZM80 245V244H79ZM95 245V246H96ZM147 245V244H146ZM151 245V244H150ZM24 246V245H23ZM47 246V247H48ZM68 246V245H67ZM71 246L73 247V245L71 244ZM82 247H83V245H81ZM104 246V245H103ZM102 247V246H100L99 245V248L101 247V248H103V250L105 249V250H107L108 251V249H107V247ZM111 246V247H110ZM202 246V245H201ZM200 246V247H201ZM42 248V250H43V252H42V250H41V248ZM46 248V249H43V248ZM52 247V245L50 246V249H52L51 248ZM75 247H78V246H74V249L73 250H75ZM81 247V248H82ZM135 247H136V244H135ZM158 247V246H157ZM168 247V246H167ZM166 247V248H167ZM172 247V246H171ZM170 247V248H171ZM6 248V247H5ZM63 249H64V247H62ZM79 248V247H78ZM77 248V249H78ZM81 248H79L78 250H79V252L81 253L82 251H80V249ZM85 248V247H84ZM83 248V249H84ZM90 249H91V247H89ZM99 248H97V249H99ZM174 248V247H173ZM28 249H30V248H28ZM52 249V250H53ZM66 249V248H65ZM82 249V250H83ZM94 249V248H93ZM178 249H180V248H178ZM27 250V249H26ZM44 250L46 251V252H44ZM57 250V251H56ZM62 250V249H61ZM72 250V251H73ZM102 250V251H103ZM105 250H104V252H105ZM149 250V249H148ZM161 250H162V248H161ZM166 250V249H165ZM62 251H65V250H62ZM97 251V250H96ZM112 251H113V249H112ZM145 251H146V248H145ZM158 251V250H157ZM169 251H170V249H169ZM175 251V250H174ZM180 251V250H179ZM24 252V251H23ZM29 252V251H28ZM31 252H32V250H31ZM30 252V253H31ZM66 252L67 253H69L67 250H66ZM71 252V251H70ZM111 252V251H110ZM110 252L108 251V255L110 254ZM142 252V251H141ZM240 252V251H239ZM25 253H27V252H25ZM25 253H23L22 255H20L23 259H21V261H22V263H24V264H28V262H26L25 261V259H30V258H28L29 257V255L28 254H26L25 255ZM44 253H46V254H44ZM74 253H76V255L78 254L77 252H74ZM74 253H71V255L72 254H74ZM84 253L86 254V252H85V250H84ZM96 253V252H95ZM99 253H102V252H99ZM107 253V252H106ZM112 253V252H111ZM132 253V252H131ZM135 253H137V252H135ZM149 253V252H148ZM162 253V252H161ZM16 254V253H15ZM61 254H63V252L61 253ZM61 254H59V255H61ZM64 254H66V253H64ZM114 254V253H113ZM171 254V253H170ZM175 254V253H174ZM248 254V253H247ZM13 255H14V253H13ZM70 255V256H71ZM84 255V254H83ZM111 255V254H110ZM114 255H116V254H114ZM127 256H128V254H126ZM125 255V256H126ZM139 255V254H138ZM161 255V254H160ZM73 256V255H72ZM80 256V255H79ZM85 256V255H84ZM107 256V255H106ZM126 256V257H127ZM144 256H147V254L146 253H144ZM162 256V255H161ZM192 256V255H191ZM9 257H11L10 256V254H9ZM15 257V256H14ZM47 257V256H46ZM49 257H47V259L49 258ZM69 257V256H68ZM98 257V256H97ZM101 257V256H100ZM109 257V256H108ZM112 257H113V255H112ZM111 257V258H112ZM116 257V256H115ZM138 257V256H137ZM137 257H136V259H137ZM141 257V256H140ZM139 257V258H140ZM164 257V256H163ZM173 257V256H172ZM43 258V257H42ZM82 258H84V257H82ZM102 258V257H101ZM103 258H105V257H103ZM128 258V257H127ZM250 258V257H249ZM46 259V260H47ZM50 259H48V261L50 260ZM80 259H81V257H80ZM124 259H126V260H124ZM129 259V258H128ZM164 259H165V257H164ZM188 259H190V258H188ZM10 260V259H9ZM36 260V259H35ZM35 260H33V262L35 261ZM37 260L39 261V259L37 258ZM45 260V261H46ZM54 260V261H55ZM75 260V259H74ZM93 260V259H92ZM105 260V259H104ZM107 260V259H106ZM122 260H124V261H122ZM130 260H131V258H130ZM130 260H129V262H130ZM139 260V259H138ZM137 260V262H139ZM162 260V259H161ZM43 261V260H42ZM69 261V262H68ZM68 261H67V259H66V262H62V264H72V262H70L71 260H69L68 259ZM84 261H88L87 259L86 260H84ZM91 261V260H90ZM100 261V260H99ZM99 261H95V263H90L89 261L88 262H81L82 264H106V263H104V262H99ZM110 261V260H109ZM0 262H2V260H0ZM4 262V261H3ZM51 262V261H50ZM50 262H49V264H50ZM59 262V261H58ZM75 263L77 262V261H74ZM79 262V261H78ZM77 262V263H78ZM106 262V261H105ZM111 262V261H110ZM113 262V261H112ZM128 262V261H127ZM135 262V261H134ZM137 262H135V263H137ZM143 262L144 261H142V264H143ZM146 262V261H145ZM186 263L188 262V260L187 261H185ZM206 262V261H205ZM6 264L8 263V261H7V259H6V262H5ZM30 263V262H29ZM42 262H39L38 264H41ZM45 264H46V262H44ZM55 263V262H54ZM74 263V264H75ZM76 263V264H77ZM131 263V262H130ZM130 263H128V264H130ZM149 263V262H148ZM164 263V262H163ZM0 264H2V263H0ZM31 264H32V262H31ZM37 264V263H36ZM43 264V263H42ZM53 264V263H52ZM61 264V263H60ZM80 264V263H79ZM109 264V263H108ZM112 264H114V263H112ZM134 264V263H133ZM184 264V263H183ZM207 264V263H206Z\"/></svg>",
	"mask_w": 264,
	"mask_h": 264
}]
</instances>
